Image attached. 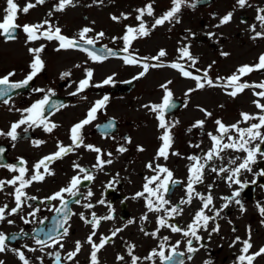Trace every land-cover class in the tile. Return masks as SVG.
<instances>
[{"label": "flooded vegetation", "instance_id": "flooded-vegetation-1", "mask_svg": "<svg viewBox=\"0 0 264 264\" xmlns=\"http://www.w3.org/2000/svg\"><path fill=\"white\" fill-rule=\"evenodd\" d=\"M258 9H264V0H255L252 5L246 7L245 12H240L239 15H233L230 23L216 27V25L220 23V19L225 16L222 15L220 10L216 8L217 12L214 16L216 18V22L213 26V39L211 36L208 42L213 46V49L218 52L221 59H225L232 53L225 42L230 38L228 33L230 32L231 27L235 25L237 26V30L247 31L245 36L253 43L250 48L254 49V53H257L259 49H261L259 43L260 41L262 42L264 38H257L253 40L252 36H254L255 33L250 30L251 25L245 29L247 24H255L257 32L263 31L260 27L259 21L256 20ZM228 12L233 13L234 9L230 7ZM145 19L147 18L144 17V20ZM238 19H241L242 23L239 24ZM33 22V24H39V18L33 19ZM26 24L30 25L28 21ZM237 24H239L240 27H238ZM104 34L105 35L97 41L98 44L103 46L106 45L108 48L116 47L118 49H123L124 42L120 39V37L113 39L112 35L108 32ZM95 35V32L88 33L89 37H94ZM231 35L236 36L237 33H232ZM151 36L152 34L148 37L141 38L140 41L137 42V46H139L138 44L141 41L150 39ZM3 39H0V44H5L6 47L4 49H0V68L4 71L0 73V78L14 72L15 75L11 76L10 80L12 82L22 81L31 71L30 64L32 62L33 55L29 52V49L39 47L42 44L45 45V40L41 39L34 42H28L27 35L24 32H20V34L13 40L5 39V41ZM55 45V41H50L49 45H45L44 51L41 53V58L45 62V68L30 82L31 85L28 87L26 86L27 88L23 91L11 94V99L8 104L0 102V110L5 111V117L2 115L0 118V127L4 132H8L13 123L22 119L23 115H26V113H23L20 110L31 107V105L37 100L42 99L44 95L47 94L49 89H51L53 93H57L59 98H62L65 96L64 92L72 84V87L69 90L70 100L67 103L62 104L58 111L49 107L45 111L47 119L57 125L52 132H46L43 129V126H34L25 131L24 129L27 125H22L17 129L18 139L16 141H12L10 137L6 136L5 139L0 140V143H8V146H10L6 152L8 164L4 165L26 167L28 169L27 176L32 174L33 165H35L43 157L49 156L58 150V144H62L64 146L72 145V140L70 139L71 128L86 118L89 109L93 106L92 101L94 100L95 93L98 91L102 92V89L99 90V87L93 86H90L81 92H77L80 82L79 80L73 81L71 78L67 82V85H64L60 80V74L50 77L48 71L54 70V68H49L51 64L49 60V62L46 61L44 52L47 51L48 47L51 48V50H55ZM141 49L143 48L139 46L136 48V51L141 53ZM256 49L258 50L256 51ZM129 50L131 51L132 49L130 48ZM136 51L135 53H137ZM167 52H170V49H167ZM222 53H226L227 55H222ZM9 57H12L11 62H8ZM197 57L198 61L202 58L199 52ZM89 59L91 58L89 57ZM149 61H152V59H149ZM89 63L90 61H87L85 65L87 66ZM100 63L101 62H98L97 64ZM72 64H75L72 66L73 70L79 68L77 67L78 62H73ZM124 66L125 63L124 60H122L121 67L124 68ZM225 70L228 71L212 73V77L217 84H223V80H218L217 78L229 77L236 71L234 69V65L232 64ZM249 77L250 74L245 75V80L243 82L248 83V80L250 79ZM98 81L99 79L94 74L90 84L96 85ZM38 88L44 89L45 91H34V89ZM205 88L206 86L203 88L204 90H201V92H206ZM212 88L216 89L217 94L225 96L226 100L233 101L240 99V103L245 106L253 104V99L249 97L251 88L245 89L236 97H232L227 94V92L231 91V89H225L221 86ZM73 93L76 94L73 95ZM214 95H216V93ZM223 104H226V101L223 102ZM108 108L110 109L111 106L109 105ZM239 109V117H241V113H244L247 108L240 107ZM210 113L212 114V117L214 111ZM205 115L201 114L199 115V118H197L198 116L195 117L192 112L186 113L181 123L183 126L180 129L177 128L171 132L173 140L171 149L169 150L170 154L168 159H155L159 149V144H155L153 154L151 153L152 156L145 159V161H141L139 165V168H142L141 170L138 169V165L135 164L132 159L133 156H128L127 159L123 161L121 166L113 171L112 164L119 154L130 152L132 147L138 150L132 133L129 135L131 140L130 143L128 142L129 139H124L121 142L118 140H112L109 142V140L105 139V135L95 130L96 125L94 124V121L91 124L86 125L81 132L83 144L100 148L105 154L103 156V159L105 160L110 159L107 153H112L113 162L111 164H106L102 171L94 169L93 165L97 163V154L83 146L75 148L74 151L63 156L62 159H57L54 162H51L49 164V169L54 172V175H46L42 182H33L29 187L24 189L27 193V197H36V199H26L21 212L8 216V219L14 221L13 224H8L6 221L0 223V232L9 236H12L13 234H20L21 230L28 234L27 236H21L17 240H9L7 242L8 248H18L23 251L26 258L29 259L30 264H41L37 257H43V264H55L54 257L49 256L48 253H55L57 251L60 252L62 257L61 264H90V253L92 248L91 245L86 243V240L94 229L91 225L86 224L84 220L81 219L80 214L83 213L88 219H91V212H95L97 216H105L110 214V208L108 206L110 204L111 214L114 215L115 219L101 221L100 227L95 229L96 236L93 237V240L96 243H99V238L102 235L104 236L111 229H115V227L123 228V231L118 233L117 247L109 248L105 246V248L98 253L100 264H131V257L128 255V250L132 245L135 246L133 249V255L141 257L137 264H152V261L143 258L149 256L153 249L158 250V243L161 241L162 237L168 236L170 244H175L176 241H184L186 238H184L180 233H172L167 228H161L159 230V234L155 237L152 235H146V232L152 233L157 230V216L164 215V213L157 214L149 212L147 213L148 219L142 220L141 217L147 211L145 201L142 198L135 199L134 197L137 192H141L143 190V185L146 182L145 177L154 175V173L146 167V165L151 162L154 166L157 163L166 166L173 172V178L175 180L183 182V184L177 185L171 189V192L167 197L170 198L171 203L176 205L179 204L182 198H186L185 186L188 182V166L192 163L188 157L193 155L203 156L204 153L212 147V141L208 133H212L213 135L218 134L217 124H212L208 119V123L206 125ZM216 117H218L216 120L222 121L226 126L237 124L239 122H237V118L234 120H226L220 116ZM197 121H204L202 128L193 127ZM249 122L253 123V121ZM246 124L247 123H240L241 128H246ZM186 126L189 127L186 128ZM195 128H199L197 129L199 133L198 135L194 131ZM171 129L173 128L171 127ZM186 130L187 132L192 130V134L190 138L185 139ZM262 132H264V129ZM180 134L182 136L181 141L178 139ZM230 134L236 135L235 132ZM37 141H43V143L37 145ZM258 142L259 141L256 143ZM195 145H199V147H195ZM121 146L125 147L127 151L120 153L118 149ZM172 152H177L179 155H172ZM221 155L224 156L225 159L223 161L219 159L214 160L210 162V166H216L217 168L220 166L227 167L228 157H235L237 155L244 156L245 154L229 150L225 153H221ZM21 161L26 163L21 164ZM74 163H78L81 167L88 169L95 175V179L93 181H84L80 186L81 193H87L88 190H91L93 195L88 200H85L83 195L76 197L75 199H79L81 201V203L77 204L73 198L65 194L66 199H71L69 208L71 213L74 214L70 215V219L65 225V227L69 228V235L63 238L62 242L64 244V248L61 249L59 248V245H57L54 248L45 247L44 252L39 250L31 252L28 248H25L24 245H28L29 248L39 249L40 246L35 244L32 237L37 234L39 229H43L44 232L40 233V237L46 238V233L53 229L55 221L60 218V214L55 211V208L60 207V201L48 200L47 198L60 191V189L68 186L70 180L74 176L78 174L81 176L83 175L74 167ZM231 167H235V165ZM252 168V173L242 172L240 175L242 182H248V186L243 189L240 197L238 198L241 200L245 211L242 212L240 210V205L235 203L230 204L228 208L221 212L222 218H217L216 223H219L220 225L219 232L212 233L211 236H209V232H211L214 224L210 221L208 231L201 230L199 233V235L203 237L202 241L199 243L196 241L193 242V246L198 247L199 251L192 254L191 260H188L186 245L182 242L177 250L185 252V264H205V261H211L212 264H236V258L241 254L240 249L243 245L241 242L236 243L235 246L230 245H232L236 237H240L241 241L248 239L249 229L251 230V243L253 245L249 254L258 251L261 247H264V216L260 214L258 208V205L259 207H264V178L262 176L255 175L259 172V170L256 171L253 166ZM41 171H43V168ZM17 175H19L18 172H13L8 167H0V181L11 180ZM111 175L113 176L111 177ZM244 175L247 176V179L242 178ZM254 180L255 183H253ZM113 181H115V183H113V187L108 188L107 185ZM208 185L212 186L211 189L207 187ZM18 186L19 183H17L16 186L5 185L4 190L0 192V206L7 204L9 209L16 206L14 196L9 194L14 193L15 187ZM196 190L205 195H207L210 191L213 196V205L215 209H220L225 203L222 197L231 196L233 193V186L230 188L225 180L218 177L216 173L209 171L208 168H205L204 183L196 185ZM101 199L106 201L104 205L97 203ZM89 202L94 204L95 207L92 209H86L83 207L84 204ZM182 207L184 208L183 215L178 216L169 222L176 223L180 227L186 228L187 225L191 223L195 211L201 207V202L198 199H194L191 205H182ZM36 208H39L40 211L36 212L35 217L30 216L29 213L33 212ZM206 214L211 216L214 213L206 210ZM24 218L32 222L25 223ZM130 219L133 220L134 223L124 227ZM41 220H43V223L40 222ZM229 221H231V223H229ZM141 228L144 230L141 231ZM233 229H235V231H233ZM76 241H81L83 245L80 253L76 256L74 261L64 260L63 258L67 255V253L75 249ZM200 243H202L204 247H200ZM117 252H119V256L125 257L123 261L117 260ZM0 260H3L4 264H23L18 256L10 250L0 253ZM154 260L155 264H160L161 262L158 257H155ZM253 264H264V255L256 257Z\"/></svg>", "mask_w": 264, "mask_h": 264}, {"label": "snow or ice", "instance_id": "snow-or-ice-1", "mask_svg": "<svg viewBox=\"0 0 264 264\" xmlns=\"http://www.w3.org/2000/svg\"><path fill=\"white\" fill-rule=\"evenodd\" d=\"M102 2V0H101ZM45 0H36L35 3H32L31 0L23 7L20 8L16 3V0H7V7L4 12L5 15L3 20L0 21V35H3L8 40H13L16 38V30L18 28H22L23 32L27 35L28 42H34L37 40H47V41H57L59 50H68V49H79L81 51H85L88 53L89 57L94 61H103L107 59L108 56H116L117 53L113 49L107 48V46H103V50L106 52L105 55H99L97 52L86 46H95L98 39L103 37L105 34L103 32L97 33L94 37H89L88 33L93 32L92 28L85 27L78 33L75 37H67L62 34V30L60 27H54L48 20H45L40 24L33 25H19L15 21L18 19L17 13L22 12L27 14L30 9L36 7L38 4H44ZM199 0H172V7L165 12L160 17L154 16V9L151 3L147 4L144 8L137 9L138 15L136 19L139 21L138 27L128 26L126 28L125 34L120 37V39L124 42V47L121 49L122 52L128 53L122 57L125 64L128 65H138L142 64L143 71H141L138 76L133 79H139L143 77L147 71L149 70V64L143 63V61L147 59H152L156 61H160L162 57L167 55L166 51L161 49L157 56L151 58H138L133 52H129V49L132 47L133 41L148 37L152 30H154L158 26H162L165 22L173 23L179 22V13L182 10V7H190L196 8ZM237 4L239 7L243 8L248 4V0H237ZM68 6H75L74 0H59V4L56 7V11H64ZM250 6V5H248ZM258 14L256 16V20L259 21L260 27L264 29V9H258ZM51 15V13H49ZM147 15L149 17H154V22L149 27L147 22L144 20V16ZM124 19L128 17L122 14ZM233 18V13L229 12L225 16L220 19V23L216 25V27H220L222 25L228 24L231 22ZM112 19L118 20L119 18L113 16ZM47 25V27H45ZM250 30L255 33L252 36V39L255 40L257 38H264V31L257 32L256 25L253 24L250 26ZM211 35V34H210ZM116 39V38H113ZM45 45H40L39 47L30 48L29 52L33 55L32 62L30 64L31 71L26 76L25 79L18 82H12L10 80L11 76H14L15 73H9L7 76L0 78V101L4 104H8L11 99V93L15 89H20L26 87L44 68L45 62L41 58V53L44 51ZM180 55L178 57L177 62L171 63L170 66L173 69L178 70L181 75L185 78H191L196 81V89H203L205 86L208 87H216L221 86L225 89H231L227 94L236 97L239 93L243 92L248 88H259L261 91L254 92V95L264 98V82L259 84H249L247 82L241 83V79L243 76L250 74L252 71L264 69V54H262L258 63L255 65H242L240 66L235 73L226 78H217L218 80H223V84H217L213 81L212 78L208 77L207 71H205L203 76L194 75L192 72L188 71L185 66L180 63V60L190 61V67H195L197 63V58L192 56L188 46H184L178 49ZM222 55H227L226 53H222ZM165 66L163 64H154L151 67H162ZM79 67V65H77ZM211 66H209L210 68ZM199 71V69H197ZM69 72H65L62 74L61 78L69 76ZM93 77V72L89 69L86 72V78L79 82L77 92H81L86 88L93 87H102L103 85H111L114 84V77L109 76L106 78L102 84L91 85L90 82ZM126 83H131V81H127ZM168 83H171L169 81ZM165 89L166 95L162 99V103L160 104H146L143 107L148 108L151 112L157 113V118L159 120V128L164 129L163 135L160 137L162 144L161 147L157 151L156 160L163 158L167 160L170 154V149L172 145L173 137L171 135V127H174L175 124L169 125L165 120V113L168 109L174 108L175 104L173 103V93L168 89L167 84L162 85ZM196 89H190L189 92L195 91ZM36 92H44V89H34ZM51 89L47 91V94L40 100H37L35 103L31 105V107L27 109L20 110L26 115H23L22 119L13 123L8 132H4L0 130V136L10 137L12 141H16L18 139L17 129L22 125H27L24 129L25 131L28 128L32 127H40L43 126V129L46 132H52L54 128L57 127L55 123L50 122L45 116V111L48 107H51L54 110H59L61 105L50 104V96L53 95ZM76 93H73L75 95ZM187 95V93H186ZM7 97V98H6ZM109 101V97L106 95L102 99L97 100L94 105L89 109L87 116L84 120L75 124L71 128V136L72 145L64 146L62 144H58V150L55 153L50 154L49 156L43 157L39 160L35 165H33L32 174L27 176L28 169L26 167H16L12 165H0L3 167H8L13 172H18L19 175L15 176L13 179L8 181H0V192H2L5 188V185L16 186L19 183L18 187H15L14 193H10L9 195L14 196L15 207L9 209L8 205L5 204L0 206V223L7 222L8 224H13L14 221L8 219V216H12L22 211L26 199L35 200L36 197H27V193L24 191L26 187H29L33 182H42L46 175H54V172L50 171L49 164L54 162L57 159H62L63 156L68 153L74 151L75 148H79L81 146L87 148L90 151H93L97 154V163L93 165V168L102 171L106 164H111L113 161L111 159L105 160L103 156L105 155L102 150L98 147H94L92 145H84L83 137L81 135L82 129L91 124L94 120L97 119V113L100 110L106 108V105ZM253 103L256 105L258 109L261 110L262 114L259 115H251L248 113H241L242 120L237 124H233L230 126H226L222 121L216 120L217 124V133L213 135L212 133H208L211 141L212 147L204 153L203 156H190L188 159L192 161V163L188 166V182L185 186L186 198H182L179 204L173 205L171 203L170 198H167L171 189L177 185L183 184L182 181L175 180L173 178V172L164 165L159 163L153 165V163H149L146 165L148 169H150L154 175L150 177H145V183L143 185V190L141 192H137L135 195V199L142 198L145 201V207L147 209L146 213L141 217L142 220H147V213H164V215L157 216V224L158 228L155 232L145 233L146 235H152L153 237L159 234V230L161 228H167L172 233H180L184 238V241H176L175 244H170L169 237L164 236L161 238V241L158 243V250L153 249L149 256L143 258L146 260L152 261V264H155V257H158L161 261V264H185V260L183 257L185 256V252H178L182 242L186 245V253L188 260L192 259V254L199 251L198 247L193 246V242L202 241L203 237L199 235L201 230L208 231L209 222H213L214 227L209 232V236L212 233H218L220 230L219 223H216L217 218L221 217V212L228 208L230 204L235 203L240 205V210L245 211L241 200L238 199L241 195V192L244 188L248 186V182H242L240 179V175L242 172L252 173L253 168L252 165L258 163L257 156L259 155L262 159H264V150H262V145H264V132L261 129H264V104H261L259 100H254ZM205 111L206 116H211L210 112ZM249 121H258L255 123H251L246 128H241L240 123H247ZM204 121H197L193 127H203ZM100 125H97V128H100ZM114 127V124L109 122L103 125L105 129V133H107L108 129ZM235 132L236 135H231L230 133ZM227 141V142H225ZM259 141L258 143H256ZM128 142L131 140L129 138ZM43 143V141H37L36 144L39 145ZM195 147H199V145H195ZM139 151H143V148H138ZM231 150L232 152L244 153V156L237 155L235 157H228L227 163L228 166H220L217 168L216 166H210V162L214 160L225 159L221 153H225ZM118 151L123 153L127 151V149L121 146ZM4 149L0 148V156L3 155ZM172 155H179L177 152H172ZM109 157H111L112 153H107ZM237 161H240L237 164ZM26 162L21 161V164H25ZM235 165V167H231ZM74 167L79 170V173L83 174L74 176L68 186L60 189V191L56 192L52 196L48 197V200H59L60 207L55 208V211L60 214V218L55 221V225L53 229H51L48 233H46V238H41L40 233L44 232L43 229H39L37 234L32 237L34 239L35 244L39 245V249L37 248H29L28 245H24L25 248H28L29 251L35 252L37 250L44 252L45 247H56L59 245V248L63 249V238L69 235V228L65 227L67 221L70 219L71 213L69 208V200L65 198V194L69 197L73 198L75 203L79 204L81 201L79 199H75L78 196L83 195L85 200H88L92 197L93 193L91 190H88L87 193L80 192V186L84 181H93L95 179V175L90 172L88 169L81 167L78 163H74ZM43 168V171L41 169ZM208 168L212 173H216L218 177H221L228 183V186L231 188L233 184L240 186L237 190L233 191L231 196L222 197L225 203L221 206L220 209H215L213 205V196L211 192L207 195L196 190V185L204 183V170ZM227 174V175H224ZM255 175L264 176V169L260 170ZM113 183L115 181L110 182L107 187L112 188ZM255 183V180L253 181ZM211 189V185L207 186ZM194 199H198L201 202V207L195 211L191 223L187 225L186 228L180 227L176 223H170L169 221L174 220L178 216H182L184 212V208L182 205H191ZM97 203L100 205H104L106 203L105 200L101 199ZM110 208V214L105 216H97L95 212H91V219H88L84 216L83 213L80 214V217L86 224H89L94 229L91 234L87 237L86 243L91 245L92 251L90 253V264H100L98 253L105 248L107 244L112 241V238L115 237L119 232L123 231V228H116L111 232L110 236H101L99 238V243H96L93 240V237L96 236L95 229H98L101 225V221H109L115 219L114 215L111 214V205H108ZM212 206V207H210ZM86 209H92L95 207L92 203H86L83 205ZM260 214L264 216V207H259ZM207 211H212L214 214L209 216L206 214ZM40 211L39 208H36L33 212L29 213L30 216L35 217L36 212ZM23 218V217H22ZM25 223H31L32 221L24 218ZM43 223V220L40 221ZM134 223L133 220H128L124 227H127L129 224ZM231 223V221H229ZM62 229V231H61ZM144 229L141 228V231ZM235 231V229H233ZM27 233H24L21 230L20 234H13L9 236L3 232H0V253H4L6 251L14 252L18 258L23 262V264H30L28 258H26L23 251L18 248L9 249L7 242L9 240H17L21 236H27ZM241 242L242 247L240 249V255L236 258V264H253L256 257L264 255V247H261L258 251L249 254L250 249L253 247L251 243V230L249 229L248 239L241 241L240 237H236L235 241H233L232 245L235 246L236 243ZM167 245V247H166ZM200 247H204L202 243L199 245ZM83 245L81 241L75 242V249L67 253V255L63 258L66 261H74L76 256L80 253ZM134 245L129 247L128 255L131 257V264H137V262L141 259V257L133 255ZM168 253V254H166ZM49 256H53L55 259V264H61V254L59 251L55 253H48ZM40 260L41 264H43V257H37ZM125 259L124 256H117L118 261H123ZM0 264H4L3 260H0ZM205 264H212L211 261H205Z\"/></svg>", "mask_w": 264, "mask_h": 264}, {"label": "rangeland", "instance_id": "rangeland-1", "mask_svg": "<svg viewBox=\"0 0 264 264\" xmlns=\"http://www.w3.org/2000/svg\"><path fill=\"white\" fill-rule=\"evenodd\" d=\"M25 2H27V0H20L19 2L22 5V8L24 7L23 5ZM149 3L154 6L153 9L155 17L160 14L163 15L172 7V0H102V2L101 0H74L75 6H69L64 11H56L57 0H46L44 4H38V8L32 9L29 13L24 14L22 12H18L17 16L19 17V20H21V22L26 19L33 20L38 18L43 19L44 17H47L52 25L57 24L58 22L62 24L64 29L68 32L78 31L81 25L93 21L94 26H96L97 28L107 27L106 29L108 30V33L112 34L113 32L120 33L125 25H127L128 23H134L136 21V10L144 8V6ZM6 7L7 0H0L1 21L3 20L2 16L5 14L4 10ZM230 7L235 8L236 15L245 10L243 9L244 7H239V5L237 4V0H215L208 6L197 7L194 9L190 7H182L181 12L179 13L178 23L165 22V24H163L162 26H158V28L155 29V32L152 34L150 39H145L138 44L143 48L141 49L143 52L141 54H145V52L147 51H150V53L154 52L155 49L160 45H166L174 50L178 44L183 45V42L189 40L192 41V45H190V47H193L196 52L198 51L201 54L202 61L199 60L198 63L210 62L213 58L217 59V51L211 49V47L208 44H205L203 41H194L191 38V33L189 32L202 33L207 26H213L212 23L216 19L213 17L214 15L212 13L214 8L219 9L221 14H225ZM49 13H51V15H49ZM122 14L126 15L128 18L124 19ZM113 16L119 17V19L114 21L112 19ZM153 22L154 17L150 18V23L152 24ZM239 24H237L238 27H240ZM232 33H237V35L232 36ZM228 35L230 36V38L225 42V44L230 48L232 54L224 61H219L217 59L218 62L214 63L213 67V72L215 73L224 71L227 72L228 70L225 69H228L231 63L236 64L246 60H255L256 55L254 54V49L250 48L253 43L248 40V38L245 36V33H243L241 30H237V26L235 25L231 27ZM259 44L260 48L264 49V40L262 42L260 41ZM5 47V44H0V49H4ZM209 49L210 52L208 54L207 51ZM257 50L258 49H256V51ZM44 55L46 56L47 61H50L51 65L49 68H54V70L48 71L50 77H53L57 74L59 75L61 71L70 72V66L75 65L72 64L73 62L83 63V59H85L81 54H76L74 52L65 50H51V48L49 47L47 48V51L44 52ZM11 61L12 57H9L8 62ZM109 65V70L105 71L104 73L109 72L112 69H116V71H118V66H114L115 63L112 62V64ZM106 68H108V66ZM132 70L126 71V69H124L123 71H118V77L127 76L128 74L133 72ZM158 70L159 71H154L155 74L153 72L144 79L145 81L141 83L143 88L148 87L149 85H157V83H152V81L159 82L170 76L176 78L173 86L179 92L185 85L188 84L187 83L182 86V82L177 80L178 76L176 75V73L170 69ZM2 71L3 70L0 68V73ZM75 74H82V72L76 69ZM205 89L206 92H200V94L197 95L198 98L194 99V102L206 104L212 109V111H214L212 117L208 116V118H206L209 119L212 124H214L216 119H218V117L216 116H220L222 118H225L226 120H234L239 116L240 107H250L249 105H242L240 103V99H236L233 101L226 100L225 96L217 94L216 89L212 87L206 86ZM115 93L116 94H114L113 99L110 103L111 112L119 116L121 120V129L117 133L116 139L123 141L122 135L126 130L131 131L132 135L134 136L135 145L137 142H140L137 135L141 130L147 129V132L150 134V136L149 140L147 141L148 144H146L148 146V150L146 149L143 151H138L136 148L132 147L130 152L119 154L112 165L113 169L119 168L128 156H133L132 159L134 160L135 164L138 165V169L141 170L142 168H139L141 161H145V159L152 156L154 151L153 148L155 144L159 142L158 132L150 130L152 122L150 120H147V116L144 113H140L139 111L137 112L138 109L134 104V100L129 98L132 94L129 96L125 94L126 92L117 93L115 91ZM215 93L216 95H214ZM121 94H125L124 97H127L124 99L121 97ZM191 96L193 97L194 94H192ZM206 97L209 99H205ZM225 101L226 104H223V102ZM192 109L195 110L196 107L190 102L186 105V108L182 109L181 113L185 115L188 110ZM192 113L195 117L201 115V113L197 112L196 110ZM141 119H146V121L141 122ZM181 123L182 122L178 123L179 126L175 127V130L177 128L180 129L183 126ZM187 127L189 126H186V128ZM197 129L199 128H195L194 131L198 135L199 133ZM191 131H185V139L191 137ZM181 137L182 136L180 134L178 137L179 141H181ZM105 139L109 140V138ZM150 144L153 145L151 146Z\"/></svg>", "mask_w": 264, "mask_h": 264}]
</instances>
